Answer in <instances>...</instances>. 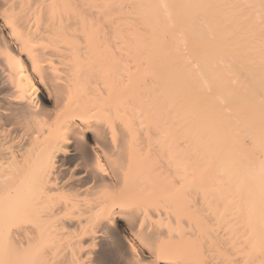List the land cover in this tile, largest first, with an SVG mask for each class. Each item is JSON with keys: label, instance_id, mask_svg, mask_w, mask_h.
Returning a JSON list of instances; mask_svg holds the SVG:
<instances>
[{"label": "bare ground", "instance_id": "1", "mask_svg": "<svg viewBox=\"0 0 264 264\" xmlns=\"http://www.w3.org/2000/svg\"><path fill=\"white\" fill-rule=\"evenodd\" d=\"M0 264H264V0H0Z\"/></svg>", "mask_w": 264, "mask_h": 264}]
</instances>
